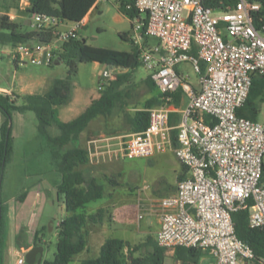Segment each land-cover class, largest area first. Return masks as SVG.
<instances>
[{
    "label": "built area",
    "instance_id": "obj_1",
    "mask_svg": "<svg viewBox=\"0 0 264 264\" xmlns=\"http://www.w3.org/2000/svg\"><path fill=\"white\" fill-rule=\"evenodd\" d=\"M30 3L18 0V7L26 11ZM134 8L139 15L133 23V44L139 49L142 65L161 93L180 89L188 102L179 112L177 125L169 123L173 112L168 105L151 108L144 131L95 139L88 156L147 159L172 149L187 175L174 194L159 201L157 245L168 251L201 249L215 258V264L255 261L252 249L236 236L232 215L251 202L249 227L264 229V120L237 115L248 97L252 77L264 76V25L257 28L252 19L260 4L238 0L226 11H216L206 7L204 0H135ZM32 16L34 32L51 34L52 39L11 47L9 57L17 66L51 64L65 42L80 38L78 30L86 22L84 18L62 30L63 20L57 17ZM146 37L155 38L158 44L146 47ZM192 49L196 55L191 54ZM185 62L199 76L197 88L176 71ZM115 70L104 66L101 78L105 85L116 80ZM202 115L209 116L212 124L203 122ZM15 264H26L24 256Z\"/></svg>",
    "mask_w": 264,
    "mask_h": 264
},
{
    "label": "trees",
    "instance_id": "obj_2",
    "mask_svg": "<svg viewBox=\"0 0 264 264\" xmlns=\"http://www.w3.org/2000/svg\"><path fill=\"white\" fill-rule=\"evenodd\" d=\"M98 1L31 0L30 7L26 12L32 15L45 14L63 21L79 23ZM134 1L119 0L118 6L119 12L131 21L132 28L134 19L139 15L134 8ZM246 1L260 4V10L252 15L254 26L260 28L264 25V0ZM237 2L238 0H204V5L216 11H226L227 8L235 6ZM127 6L130 8L128 9ZM37 36L39 37L37 38ZM119 36L123 40H129L128 34ZM51 39V34L22 32L21 26L10 20L7 15L0 16V45L15 47L31 41L48 43ZM132 45L131 52H119L90 46L82 38L69 40L57 52L58 59L53 61L55 63L65 62L68 66V74L65 78L55 79L48 92L25 95L22 97L20 105H17L10 96L0 93V113L4 117L0 125V175L3 174L12 155L13 141L10 126L12 112L23 114L26 111L34 112L38 134L45 142L56 169L61 175L57 192L62 198L67 216L57 226V244L53 259L42 260L41 264H72L74 258L87 247L88 232L86 229L88 223L100 224L106 215L105 209H100L91 215L86 212L89 204L102 198L103 186L94 178H87L81 170V167L88 164L89 161L87 150L80 144L81 134L93 122L101 118H108L105 123L108 126L109 118L117 113L124 115L129 132H142L149 124L148 111L151 108L165 104H173L175 108H178L180 105L183 97V92L180 89L171 94L159 91L157 95L146 99L141 109L128 114L124 111L126 105L124 98L128 97V93L119 89L120 83L117 82V75L116 80L106 85L105 89L101 90L100 96L92 100L80 115L68 122H62L59 119L58 108L70 100L71 76L76 73L77 64L96 63L131 74L141 64L139 49L134 44ZM191 54L196 55L195 49H192ZM200 67L203 70L204 64L200 63ZM144 83L152 92L158 89L149 74ZM167 98L170 101H167ZM262 104H264V76L254 75L248 97L244 105L237 110V115L257 121ZM170 118V123L175 125L177 114L171 113ZM201 119L207 124H212L207 115H202ZM51 126L57 128V136L50 135L48 129ZM171 136L173 144L176 145V130L171 132ZM108 181H111L113 185L116 184L115 179H108ZM261 183H264V165ZM249 206H251V202L245 209L233 213L234 231L236 236L254 252L256 258L254 262L264 264V262L260 263V260H264V229L249 227ZM36 234L38 236L39 232ZM37 236L34 246H39L37 242L40 239ZM5 237L6 222L3 208L0 205V264L3 263ZM25 237V231L20 230L17 236L18 244ZM167 252L168 250L159 247L152 237L134 245L121 239L109 238L101 246L97 258L84 259L79 264H164ZM205 253L207 252L196 248L177 247L173 250V255L180 264H198Z\"/></svg>",
    "mask_w": 264,
    "mask_h": 264
},
{
    "label": "rangeland",
    "instance_id": "obj_3",
    "mask_svg": "<svg viewBox=\"0 0 264 264\" xmlns=\"http://www.w3.org/2000/svg\"><path fill=\"white\" fill-rule=\"evenodd\" d=\"M118 6L119 0H99L96 10L86 20L85 26L78 30V36L85 39L88 45L96 48H106L119 52H131L134 41L133 28L131 26V21L119 12ZM8 10L17 16V19L13 22L21 26L22 32L31 33L35 31V23L32 14H28L25 10H20L18 7V0H0V11ZM23 18L31 21V24L26 25ZM73 26V23L63 21V25L60 28L63 30ZM123 34H128V39L130 41L123 40L119 36ZM146 39H149L152 43L156 41V39L152 37H146ZM30 43L34 44L35 41H31ZM10 51V46L0 45V87L10 90L8 95L14 99L17 105L22 104V97L25 95L44 94L48 92L55 79L65 78L68 74V66L65 62H60L58 64L53 62L51 65H39L27 62L25 65L16 66L15 62L9 57ZM139 60L141 63V58H139ZM102 70L103 66L96 63L77 64L76 73L71 76L70 100L67 104L58 108L59 119L62 122H68L76 118L85 110L92 100L100 96L101 91H99L98 88L102 87L105 89L106 86L105 80L101 78ZM177 72L184 81L191 85L197 84L199 76L193 70L191 63H182L178 66ZM114 73L118 75L117 82L120 83L119 89L128 93V97L124 98L126 103L124 111L128 114H132L137 109H141L146 99L153 95H157L159 92L158 89L152 92L145 85L144 80L148 76V72L142 63L131 74H127L124 70H115L113 71V74ZM3 118V115L0 113V125ZM107 119L101 118L93 122L83 133L82 142L84 143L89 136H93L94 132L100 131L102 128L107 129L108 126L105 124ZM258 119L264 120V104L261 105ZM109 124L110 128L113 127L120 130V135L129 133L128 125L125 123L122 113H117L113 117H110ZM10 126L13 141L12 155L6 164L3 174L0 175V205L3 208L5 222H7V219H12L14 213L13 209L15 208L18 213V220L22 222L21 216L19 215L28 191L32 188L33 184H37V187L41 186L47 194L46 203L42 206V211H40V213L38 212V215L35 214L33 217L37 218V216H39L40 225L44 226V229L41 231V237L45 243L41 242V240L37 242L39 246H43L44 248L43 260H52L56 252L57 244L55 225L58 224L66 214L62 198L59 195L57 196L56 191V183L60 182L61 175L56 169L55 162L52 160L45 142L38 134L37 119L34 112L26 111L23 114L12 112ZM48 130L50 135H58V130L55 126L49 127ZM166 151L173 153L172 149H167ZM117 161H120L118 162L117 172L124 177L123 182L125 183V188H132L133 186L140 187L143 182H151L154 176L161 173L163 170L160 164H151L144 158L130 160L118 158ZM115 171L116 170H108L109 180H120ZM129 174L136 180L134 181L135 183H132L131 180L128 179ZM113 188L114 185L112 182L106 181L103 184L104 198L95 204H89L87 208L89 210H94L97 206L99 207L109 202L110 199L107 194ZM29 193H31V191ZM118 193L121 192L119 191ZM132 194H134V192ZM121 204L122 203H120V205ZM129 210L128 213L123 214L122 222H120L121 218L116 215V232L108 230V235L105 236L123 238L124 232L122 233L118 230L121 224L128 225L134 229H143L145 222L143 220H138L139 210L137 207H130ZM104 220L105 225L109 227V224H113L115 221L114 215L112 223L108 216H106ZM11 226L10 224V227ZM92 227L93 225L88 223L86 230L89 234L91 233ZM24 231L27 238L32 236L30 230L24 229ZM127 235H129V233ZM96 236H91L89 239V258L97 257L100 252L98 246L103 235L99 237ZM148 237L155 238L152 233L147 235L139 231L129 240L133 244H138L144 242ZM20 253V251H15V256L13 257L15 261L18 256H20ZM211 260V256L206 253L201 257V262L204 261V264H210ZM164 264H180V262L175 259L173 250L168 251L166 254ZM246 264L258 263L250 261Z\"/></svg>",
    "mask_w": 264,
    "mask_h": 264
},
{
    "label": "crops",
    "instance_id": "obj_4",
    "mask_svg": "<svg viewBox=\"0 0 264 264\" xmlns=\"http://www.w3.org/2000/svg\"><path fill=\"white\" fill-rule=\"evenodd\" d=\"M97 4L88 12V14L85 17V20H87L89 16L96 10ZM3 15H7L8 17H14L13 21L17 19V16L12 14L10 10L0 11V16H3ZM23 20L26 25H29L28 20H26L25 18H23ZM143 42L146 47H154L158 44L157 40L152 43L149 39H146V38H144ZM103 69H104V66H103ZM197 85H198V82L196 85H193V86L197 88ZM2 91H7L8 93H10V90L0 87V92ZM187 102H188V99L183 94V97L181 99V102L178 108H175L173 104L168 105L169 108L172 110V112L177 114L175 125H177L178 123L179 112L185 108V106L187 105ZM170 120H169V123H170ZM170 125L175 126L171 123ZM109 126L110 124L108 122L107 129L102 128L100 131L94 132L93 136H89V138H87L86 140L84 139L85 140L84 143L82 142V136L84 133L83 132L80 137L81 146L85 148L87 152L93 151L94 146L92 147V144H91L93 140L103 138V137L115 138L117 136H120L119 134L120 130H117L113 127L110 128ZM147 161L151 164L153 163H156V165L160 164L162 166L161 169L163 170L161 171V173H158L157 175H155L151 182H143L140 187L133 186L132 188L130 187L125 188L124 186L125 183L123 182L124 177H122V174L117 172L118 162L120 161H117V159H115L113 156H107L104 154L103 155H92L91 157H89L88 164L81 167V170L84 172L87 178H94L102 186L106 181H108V174H109L108 170H116L115 171L116 175L118 176L120 180L119 181L115 180L116 184H114V188L107 194L110 199L109 202H106L104 205L102 204L99 207L97 206L94 210H89L88 208L86 209V212L88 215L95 214L100 209H105L106 210L105 217L108 216L110 218V222L112 223V219L114 215L115 221L113 222V224H109L110 225L109 227L105 225V222H104L105 218L100 224H92L93 227L91 229V233L90 234L88 233V236H87V241H88L87 247L82 253H80L74 258V261L72 262V264H79L80 261L89 258V253H90L89 239L91 236L97 235L96 237H99L103 235L102 236L103 238L102 240H100V243L98 246L99 250L101 246L103 245V243L105 242V240L109 238H115V237L105 236V235H108V230L116 232V229H117L116 215H118L121 218L120 222H122L123 214L128 213L130 211L129 210L130 207H134V206L137 207V209L139 210L137 218L138 220H141V221L143 220L145 222L144 227L143 229L140 230L138 228L134 229L133 227H130L128 225L121 224L118 230L119 232L120 231L122 233L124 232L123 238H117V239L127 241L131 245H134L132 242H130L129 239L132 238L133 235L138 233L139 231L144 232L147 235L152 233V235L155 237L156 233L158 232L160 228V214L162 212L159 201L160 199L175 193L178 182L186 177L187 170L183 165L180 164L174 152L173 153H170L167 151L156 152L153 156H151L150 158H147ZM128 179H130L132 183H135L134 181H136L131 176V174H129ZM58 184L59 183H56V191H57ZM30 191L31 193H29ZM119 191L121 193H118ZM132 191L134 192V194H132L133 193ZM46 195H47L46 192L41 186L37 187V184H33L32 188L28 191V194L26 195L24 202L22 204L21 212L19 215L21 216L22 222L18 220L17 209L16 208L13 209L14 213H13L12 219L11 220L7 219V222H6V237H5V246H4V251H3V263L2 264H15V260L13 258L15 256V251L21 252L20 256L18 257L24 256L25 253L34 246L35 238L37 236L36 232H39L37 238L40 239L41 242L45 243L41 237L42 235L40 232L44 229V226L40 225L39 216H37V218H34L33 216L35 214L38 215V212L40 213V211H42V206H44V204L46 203ZM104 195L105 194H103V196ZM57 196H58V192H57ZM103 196L100 200L96 202L101 201L104 198ZM96 202H93V203L95 204ZM120 203L122 204L120 205ZM66 216H67V213L64 215V218ZM10 224L12 225L11 227H10ZM58 224L55 225L57 235H58V230H57ZM22 229L23 230L27 229L28 231L30 230V234L32 236L30 238H27V235H26L25 239L24 240L22 239L18 244L17 236L20 230ZM128 233L129 235H127ZM206 254L210 255L212 258V260L210 261V264H215L216 263L215 258L209 253H206ZM200 263L204 264V261L201 262V258L198 264Z\"/></svg>",
    "mask_w": 264,
    "mask_h": 264
},
{
    "label": "water",
    "instance_id": "obj_5",
    "mask_svg": "<svg viewBox=\"0 0 264 264\" xmlns=\"http://www.w3.org/2000/svg\"><path fill=\"white\" fill-rule=\"evenodd\" d=\"M43 253V246H33L24 255L26 264H41L43 260Z\"/></svg>",
    "mask_w": 264,
    "mask_h": 264
}]
</instances>
